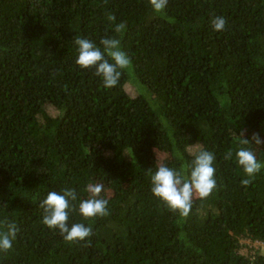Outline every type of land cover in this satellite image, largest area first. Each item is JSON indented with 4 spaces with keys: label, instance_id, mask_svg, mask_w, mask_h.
Wrapping results in <instances>:
<instances>
[{
    "label": "trees",
    "instance_id": "1",
    "mask_svg": "<svg viewBox=\"0 0 264 264\" xmlns=\"http://www.w3.org/2000/svg\"><path fill=\"white\" fill-rule=\"evenodd\" d=\"M77 36L120 39L132 64L117 86L75 64ZM240 135L264 161V0H168L160 13L149 0H0V222L18 229L0 264H264V169L243 185L224 158ZM201 147L216 188L181 216L153 196L149 169H180ZM96 183L109 214L86 219L76 206ZM66 187L87 243L42 223L39 202Z\"/></svg>",
    "mask_w": 264,
    "mask_h": 264
},
{
    "label": "clouds",
    "instance_id": "2",
    "mask_svg": "<svg viewBox=\"0 0 264 264\" xmlns=\"http://www.w3.org/2000/svg\"><path fill=\"white\" fill-rule=\"evenodd\" d=\"M154 12L160 13L166 7L168 0H149ZM109 22H115V16H107ZM226 20L223 16L211 18L213 31H223ZM126 25L123 22L115 23L114 31L123 33ZM76 48L75 64L80 68L94 69V75L100 78L104 88H112L118 85L124 70L131 68V58L121 47L120 39L114 36L101 37L99 42L88 37L77 36L74 39ZM239 147L233 152L228 150L224 158L235 160L243 172L245 178L243 185H248L251 180L264 169V161L257 159L256 153L247 145L249 139L242 135ZM256 144L261 140L258 136L253 137ZM190 163L180 169L171 167L166 163H160L155 170L149 169L150 191L172 210L181 216H187L192 208L194 195L204 199L216 188L215 154L205 148H200L190 153ZM177 158L183 160V154L177 153ZM104 185L101 183L89 184L86 191L87 199L79 200L76 206L79 214L84 218L107 216L109 214V201L101 196ZM77 191L72 187H66L59 191H48L44 199L39 202L42 211V223L49 229H56L59 234L69 242L84 241L93 234L91 224L81 222L69 223V216L73 210L72 202L77 201ZM0 227V252H7L13 246L17 236V227L14 223H5Z\"/></svg>",
    "mask_w": 264,
    "mask_h": 264
},
{
    "label": "rangeland",
    "instance_id": "3",
    "mask_svg": "<svg viewBox=\"0 0 264 264\" xmlns=\"http://www.w3.org/2000/svg\"><path fill=\"white\" fill-rule=\"evenodd\" d=\"M128 90L132 92V89H131L130 87L128 88ZM244 242H245V243H248L247 241H244ZM248 244H249V243H248ZM249 245H250V244H249Z\"/></svg>",
    "mask_w": 264,
    "mask_h": 264
}]
</instances>
